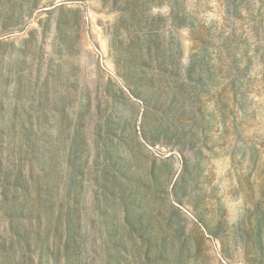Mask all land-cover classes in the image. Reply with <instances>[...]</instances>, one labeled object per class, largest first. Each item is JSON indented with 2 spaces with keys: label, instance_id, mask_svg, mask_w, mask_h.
<instances>
[{
  "label": "rangeland",
  "instance_id": "374dc122",
  "mask_svg": "<svg viewBox=\"0 0 264 264\" xmlns=\"http://www.w3.org/2000/svg\"><path fill=\"white\" fill-rule=\"evenodd\" d=\"M0 264H264V0H0Z\"/></svg>",
  "mask_w": 264,
  "mask_h": 264
}]
</instances>
